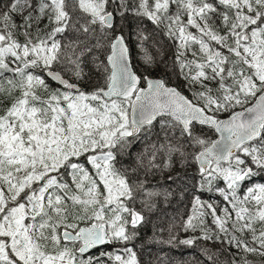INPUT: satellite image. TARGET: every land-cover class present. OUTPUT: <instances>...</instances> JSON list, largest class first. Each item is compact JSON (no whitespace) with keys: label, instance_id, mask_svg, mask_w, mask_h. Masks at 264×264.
<instances>
[{"label":"snow or ice","instance_id":"1","mask_svg":"<svg viewBox=\"0 0 264 264\" xmlns=\"http://www.w3.org/2000/svg\"><path fill=\"white\" fill-rule=\"evenodd\" d=\"M0 264H264V0H0Z\"/></svg>","mask_w":264,"mask_h":264},{"label":"trees","instance_id":"2","mask_svg":"<svg viewBox=\"0 0 264 264\" xmlns=\"http://www.w3.org/2000/svg\"><path fill=\"white\" fill-rule=\"evenodd\" d=\"M177 256V258H179V253L175 254ZM145 258H147V255L145 254Z\"/></svg>","mask_w":264,"mask_h":264}]
</instances>
